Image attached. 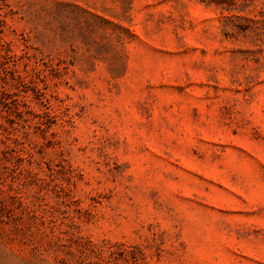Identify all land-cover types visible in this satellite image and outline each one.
Returning a JSON list of instances; mask_svg holds the SVG:
<instances>
[{"label": "rangeland", "instance_id": "rangeland-1", "mask_svg": "<svg viewBox=\"0 0 264 264\" xmlns=\"http://www.w3.org/2000/svg\"><path fill=\"white\" fill-rule=\"evenodd\" d=\"M0 264H264V0H0Z\"/></svg>", "mask_w": 264, "mask_h": 264}]
</instances>
